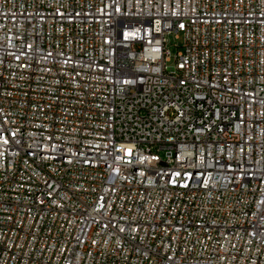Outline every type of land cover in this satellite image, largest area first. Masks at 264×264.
Returning <instances> with one entry per match:
<instances>
[{"label": "built area", "instance_id": "built-area-1", "mask_svg": "<svg viewBox=\"0 0 264 264\" xmlns=\"http://www.w3.org/2000/svg\"><path fill=\"white\" fill-rule=\"evenodd\" d=\"M0 264H264V0H0Z\"/></svg>", "mask_w": 264, "mask_h": 264}]
</instances>
